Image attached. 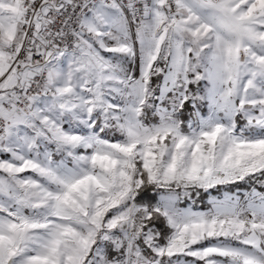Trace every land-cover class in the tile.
Returning <instances> with one entry per match:
<instances>
[{
	"label": "snow or ice",
	"instance_id": "1",
	"mask_svg": "<svg viewBox=\"0 0 264 264\" xmlns=\"http://www.w3.org/2000/svg\"><path fill=\"white\" fill-rule=\"evenodd\" d=\"M0 264H264V0H0Z\"/></svg>",
	"mask_w": 264,
	"mask_h": 264
}]
</instances>
